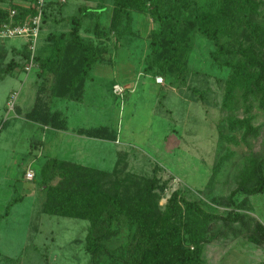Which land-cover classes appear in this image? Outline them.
<instances>
[{
    "label": "rangeland",
    "instance_id": "374dc122",
    "mask_svg": "<svg viewBox=\"0 0 264 264\" xmlns=\"http://www.w3.org/2000/svg\"><path fill=\"white\" fill-rule=\"evenodd\" d=\"M198 2L207 6L210 0ZM255 2L260 6L251 19L264 27V0ZM33 3L0 0V8L30 9ZM113 8L114 0H46L36 55L48 56L51 39L60 34L70 52L51 71L40 73L38 66L24 72V38H0V264L90 263L85 249L89 221L43 212L40 173L53 158L105 172L96 178L99 185L108 192L117 188L128 205L149 192L147 204L155 202V217L174 191L207 213L239 211L245 215L242 222L200 221L204 264H264V239L256 230L257 223L264 228V193L238 191L256 185L264 160L259 96L236 89L224 101L230 71L214 62L212 42L187 27L178 51L184 73L176 77L174 69L158 71L167 56L161 49L153 74L146 73L155 19L149 10L131 8L129 26L122 21L113 26ZM76 17L80 36L97 49L100 60L78 87L68 90L64 85L76 70L65 71L62 64L75 56L67 34ZM245 17L239 9L218 20L226 48L253 44L258 50L264 44L261 31L248 26ZM11 61L17 65L3 74ZM156 77L162 82L156 84ZM234 118H247L253 130L246 134L244 128H228ZM67 137L76 146L62 151ZM30 170L34 177L27 180ZM124 218L108 246L136 253L141 234Z\"/></svg>",
    "mask_w": 264,
    "mask_h": 264
},
{
    "label": "trees",
    "instance_id": "16d2710c",
    "mask_svg": "<svg viewBox=\"0 0 264 264\" xmlns=\"http://www.w3.org/2000/svg\"><path fill=\"white\" fill-rule=\"evenodd\" d=\"M259 6L255 0H210L207 6H201L198 0H114L113 26L122 21L125 27H128L132 19L131 8L139 13L149 10L157 25L150 32L151 51L145 58L144 70L153 74V62L157 61L161 49L166 51L167 56L166 60L156 66L158 71L162 73L174 69L176 77H180L185 69L178 57L185 28L197 30L203 38L212 42L214 47L211 56L214 62L230 71L224 101H230L234 91L242 89L258 95L260 105H264V44L258 50L253 44L235 50L226 48L220 41L222 31L216 26L223 16L241 9L247 16L245 22L248 26L257 32L261 31L264 36L261 22L251 19L257 14ZM14 9L18 11V20L32 13L31 8ZM7 20L8 10L0 8V24ZM71 25L67 36L72 40V52L74 50L75 56L69 63L62 64L65 71L71 67L76 70L64 85L68 90L78 87L88 75L93 63L100 60L97 49L84 42L79 34L80 17L73 18ZM51 40L54 43L50 54L46 57H35L40 73L54 70L62 63L63 55L70 53L68 49L66 51L68 46L65 47L67 40L64 34ZM20 55L24 59L27 58L26 47L21 50ZM15 65V62H9L3 74L7 75ZM235 127L244 128L246 134L253 130L247 118L228 120V128ZM40 174L39 187L45 193L43 212L89 221L85 245L89 264H204L203 226L200 221L210 223L211 220L220 219L229 224L242 222L245 217L237 210L230 211L225 216L207 213L197 202L185 199L177 191L171 194L162 214L155 217V202L147 204V200L152 199L147 195L149 192L142 195L136 203L128 205L121 198L117 188L108 192L99 185L96 178L105 172L78 164L68 165L55 158L48 162ZM55 180L58 181L54 184ZM238 191L246 195L264 193V160L258 164L256 185L252 188L240 187ZM7 213L8 208L2 216ZM121 216L125 217L129 226L137 227L141 234V238L134 245L136 253H125V247L111 249L108 246ZM184 219L186 221L183 222ZM256 230L264 239V228L260 223L256 224ZM250 240L256 244L262 242L255 237H250Z\"/></svg>",
    "mask_w": 264,
    "mask_h": 264
},
{
    "label": "built area",
    "instance_id": "2783aa9c",
    "mask_svg": "<svg viewBox=\"0 0 264 264\" xmlns=\"http://www.w3.org/2000/svg\"><path fill=\"white\" fill-rule=\"evenodd\" d=\"M46 0H34L32 6V13L21 20L17 19L18 11L16 9L8 10V20L0 24V38L1 39H11V38H24L27 58L24 61L23 71L30 72L36 67V44L39 38L41 20L44 13ZM156 83H161L162 78L156 77ZM118 92L122 91V88L116 86ZM12 95V98H15ZM34 177L33 171H27L25 178L27 180H32Z\"/></svg>",
    "mask_w": 264,
    "mask_h": 264
},
{
    "label": "crops",
    "instance_id": "0c3cea01",
    "mask_svg": "<svg viewBox=\"0 0 264 264\" xmlns=\"http://www.w3.org/2000/svg\"><path fill=\"white\" fill-rule=\"evenodd\" d=\"M156 83V82H155ZM156 84H158V83H156ZM86 139H90V138H88V137H86ZM66 143H68V147H66ZM71 143V144H70ZM61 144L63 145L62 146V148H61V150L63 151V150H67V149H71V148H73V147H75L76 145L72 142V138H70V137H67L63 142H61ZM60 147H58V149H59ZM76 151V150H75ZM75 151H73L72 152V154L73 155H76L75 154ZM79 151V150H78ZM77 153V152H76ZM78 153H80V152H78Z\"/></svg>",
    "mask_w": 264,
    "mask_h": 264
}]
</instances>
